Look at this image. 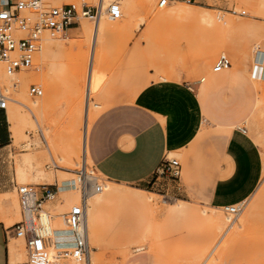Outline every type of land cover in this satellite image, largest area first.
I'll list each match as a JSON object with an SVG mask.
<instances>
[{"label": "rangeland", "instance_id": "obj_1", "mask_svg": "<svg viewBox=\"0 0 264 264\" xmlns=\"http://www.w3.org/2000/svg\"><path fill=\"white\" fill-rule=\"evenodd\" d=\"M63 1L80 2L56 0L54 4L62 5ZM111 3L121 5L123 17L117 22L106 17L98 38L91 101L101 104L102 110L95 123L90 114L88 139L92 130L104 144L119 133L125 141L128 134L121 127L143 116L142 107L151 98L156 112L165 119L168 141L179 145L169 152L168 159L180 162L182 174L176 179L161 175L160 169L155 177L160 178L157 185L145 187L116 183L95 171L99 184L107 188L111 185L131 193L141 189L154 196L152 202L147 200L150 209L122 201H115L108 209L105 204L99 207L109 214L98 223L97 237L92 240L90 228L92 264H126L134 255L145 256L143 264H264V84L252 78L255 49L264 43V0H193L167 8H159L158 0H106V7ZM132 11L134 18L130 16ZM222 18L228 25H219ZM96 24L82 18L64 37L45 36L33 72L9 76L0 62V92L9 99L11 127L14 117L22 131L20 141L12 138L1 166L15 187L32 186L40 193L53 190L57 198L45 207L52 214L55 206L61 207L63 200L73 196L69 192L78 180L77 170L85 154L88 167L96 170L84 146L94 42L88 31L95 30ZM221 55L230 58L238 79L229 84L224 77L221 86L209 88L212 75H216L213 67ZM4 74L21 81L7 80ZM201 84L212 118L219 119V125L243 129L261 150L260 185L241 204L236 219L223 208L207 205L200 191H193L206 184L204 169L213 170L212 162L217 166L221 162L219 130L205 120L197 94L191 91L195 88L198 92ZM31 85L43 90L42 97L30 96ZM10 99L30 107L35 118ZM95 107L91 106L92 113L99 111ZM196 136H202L203 143L189 161V151L184 147ZM174 180H182L190 193L177 195L172 188ZM15 187L13 193L0 196V221L6 220L7 227L22 220ZM103 192L89 200L107 196L110 189ZM164 200H184L195 213L184 215L178 206L171 207ZM204 210L210 222L203 221ZM52 244L50 239L49 249ZM137 249L144 250L135 252ZM10 251L15 264H30L25 240H13ZM73 260L69 256L67 263ZM47 264L64 263L49 259Z\"/></svg>", "mask_w": 264, "mask_h": 264}, {"label": "crops", "instance_id": "obj_2", "mask_svg": "<svg viewBox=\"0 0 264 264\" xmlns=\"http://www.w3.org/2000/svg\"><path fill=\"white\" fill-rule=\"evenodd\" d=\"M73 30L74 28H71L69 32ZM83 30L82 28V31ZM98 42V39H96V41L92 43V65L90 67L89 83L86 93L87 113H85V149H87L86 151L92 162L96 163L97 171L108 180L127 185L149 187V185L152 184V186H156L160 180L159 177L155 179L156 174L168 158L169 152L175 150L177 148L176 146L179 145L172 144L168 141L165 119L160 112H156V106L153 101L150 100L151 98H149L147 103L142 107L143 116L141 115L121 127L123 131L128 134L125 141H121L119 133L110 139L108 138L110 143L107 145L102 143L99 137H95L92 130L89 139L87 138L90 130V114H92V122L95 123L98 114L102 110L101 104L91 101V96L94 93L92 80L95 52ZM255 54L256 53H254V69L252 74L253 80L256 66ZM224 77L229 84L238 79L237 73L231 68L226 72L212 75L209 83L211 85L208 87L216 88L221 86L225 81L222 80ZM203 81L205 82V79ZM204 82L201 81L202 84ZM202 84L199 86L198 92H196L195 88H191V91L197 94L198 105L205 120L219 130L218 137L220 140L221 162L217 166L212 162L213 160L211 161V166H213L214 169L211 170L212 168L206 167L203 171L206 184L202 186V188H196V186H194L196 190L193 189V191L194 193L200 191V195L205 200L206 204L214 208L220 209L226 206L241 205L254 194L260 185L263 175L261 150L254 140H251L247 136V133L243 132V129L219 125L220 120L212 118L204 100L206 91L205 86H202ZM89 88H91V90ZM92 105L96 106L95 108L99 111L92 113ZM207 115H209L211 119H209ZM201 137L202 136L199 138L197 136L193 137L189 143L185 144L184 150L189 151L187 152L189 161H193L196 150L199 147L201 148L203 143V140L201 142ZM12 138L10 116H8L7 111L0 110V160L5 150L9 147ZM207 146L209 147V142H207L206 147ZM172 155L173 154H171L170 157ZM1 162L2 161H0V196L13 193L14 190L12 191V188L15 187L14 182H11L10 177L4 172ZM172 182H174L172 188L175 189L177 195L185 196L190 193V189L182 180H174ZM116 188L117 187H112L110 185V192L101 199L96 208L94 218L96 233L98 223L102 222L109 214L107 211L104 212L99 208L103 206V204H105L104 206L107 209L115 201H122L137 208L150 209L151 207V203H149L141 193H149L148 191L136 189L137 193H131ZM108 197L112 198L105 202V199ZM178 203L183 205L180 206ZM188 204L189 203L184 200H179L176 206H178L179 210L184 215L194 214L195 211L190 209ZM202 214L203 221L210 222L207 214L204 212H202ZM5 223L0 221V264H15L16 262H13L10 251V244L16 238L13 232L9 231L11 227H7ZM142 250L137 249L135 252H141ZM145 259V256L134 255L128 259L126 264H143Z\"/></svg>", "mask_w": 264, "mask_h": 264}, {"label": "built area", "instance_id": "obj_3", "mask_svg": "<svg viewBox=\"0 0 264 264\" xmlns=\"http://www.w3.org/2000/svg\"><path fill=\"white\" fill-rule=\"evenodd\" d=\"M56 0H0V62L5 66L9 75L29 70L41 48L45 36H65L72 26L79 24L82 18L98 22L104 13L103 0H80L79 3L63 1L62 5H55ZM193 0H158L159 8H166L176 3H191ZM247 12L242 11V15ZM36 15V18L34 17ZM106 16L110 21L122 18L121 7L117 3L106 9ZM231 67L230 58L221 55L213 67L215 73ZM30 96L42 97L43 90L37 85H31ZM8 99L0 92V110L7 111ZM246 133L245 131H243ZM95 168V167H94ZM93 167L89 168L85 157L77 170L78 184L83 196L81 203L75 205L65 214L66 230L74 236L75 247L69 252H62V257H72L79 262L89 258L90 247L85 228L86 197L92 193H101L104 185L99 184V177ZM164 173L173 178H180L182 166L175 159H166L161 167ZM98 172V171H97ZM18 191L22 207V220L9 229L15 238L25 239L30 264H47L49 239L41 230L43 225L44 205L55 200L57 195L53 190L35 192V188L15 187ZM37 193V194H36ZM223 210L236 218L242 211V206L232 205ZM44 228V227H43Z\"/></svg>", "mask_w": 264, "mask_h": 264}, {"label": "bare ground", "instance_id": "obj_4", "mask_svg": "<svg viewBox=\"0 0 264 264\" xmlns=\"http://www.w3.org/2000/svg\"><path fill=\"white\" fill-rule=\"evenodd\" d=\"M103 4H104V13H103L101 19L98 22H96L97 24H96L95 30H89L88 29L89 30L88 32H90L91 36H93V41H96V39L100 38V35L103 34L102 32L104 30V22L106 21V17H107L106 16V9L113 3L109 4L108 7H106V0H103ZM117 4H119V3H117ZM181 4H188V3H181ZM120 7H121V5H120ZM121 10H122V8H121ZM122 13H123V11H122ZM130 16L132 18H134V12L133 11L131 12ZM34 17L36 18V15H34ZM120 20H118V21H120ZM227 20H229V19H227ZM111 22H117V21H111ZM219 25L220 26H226V25H228V23H227V21L224 18H222L219 21ZM224 29H225V27H224ZM255 53H256L255 54L256 55V66H255L254 81H256L258 84L261 85V84H264V43H263L262 46H257V48L255 49ZM34 65H35V63L27 71L33 72ZM91 65H92V57H91L90 67H91ZM231 68H232V64H231V67H229L228 69L223 70V71H221L219 73H215L214 71L213 72L215 74H220V73L228 71ZM6 73H7V71H6ZM15 75H17V73L13 74V75H9V76H15ZM4 77H5V79L10 80V81H16V80H18V82L21 81V78H19V77H14V78L10 79V78L6 77L5 74H4ZM202 82H204V81L202 80ZM89 89L91 90V88H89ZM8 91H10V89ZM11 91L13 92V89H11ZM10 100L12 102L17 103L21 107H23L25 110H27V112H29V114L33 118H35L34 112L32 111V109L30 107L26 106L25 104L21 103L18 100H13V99H10ZM8 102H9V99H8ZM33 106L35 107L36 105H33ZM89 114H90V112H89ZM30 115H29V117H30ZM86 116H88V115H86ZM11 121L13 122V128L11 127L13 138H14L15 142H18L22 138V131L20 130V125H19L18 121L14 117L11 119ZM86 148H87V145H86ZM85 150H87V149H85ZM85 152L87 153V151H85ZM85 155H86V161H87V154H85ZM87 165H88V163H87ZM25 187H28V186H25ZM105 189L109 190V188H107L106 185L104 186V190ZM116 189H119V188H116ZM59 190H60V188H59ZM70 190L71 191L69 193L73 192V196L63 200V202L61 204V207L55 206L56 207V208L54 207L55 213L53 212V214H52L50 212H47V210L43 212V218H42L43 225H42V228H41V230L46 234L47 237L49 236V238L51 239V241L53 243L51 248L50 249L48 248V258L51 259V260H59L60 262H62L64 264H68L67 263V258L69 256L68 257H62V256H60V254L62 252L71 253L74 250V247H75L74 236L66 230L65 214L69 210H71L72 207H74L75 205L80 204L81 200L83 199V196H82V194L80 192V186L78 184V180L76 181V183L74 184V186ZM103 191L101 193H92V194L88 195L86 197V199H85V201H86L85 228H86V231H87L88 243H89V247H90V254H89V258H88L89 260L87 259L88 260L87 262H79V261L74 259L71 264H92V256L90 257V255H91L90 228L92 230V237H91V240H92V239H95L97 237V233L95 231V226H94V218H95L96 208H97V206L100 203L102 198H100V196H95V198L93 200H89V198L94 196V195H102L104 193ZM35 192H38V190L36 189ZM60 193H62L61 190L59 191V196H60ZM141 193L143 194V196L145 197L146 200H148L149 202H152V198H153L152 196H154V195H152L150 193H146V192H141ZM148 194H150V195H148ZM178 201L179 200H166V201L164 200V202L167 205L171 206V207H175L177 205ZM48 203H51V201L47 202L44 205V208L46 207V205ZM179 204L180 203H178V205ZM20 206H21V204H20ZM240 206H242V205H240ZM21 210H22V207H21ZM203 212L205 214H208V212L205 211V210ZM22 216H23V214H22ZM235 219H233V221H232V225H231L232 227L235 226L234 225L235 224L234 223ZM98 238H100V237H98ZM16 239H18V238H16ZM21 239L25 240L24 238H21Z\"/></svg>", "mask_w": 264, "mask_h": 264}]
</instances>
